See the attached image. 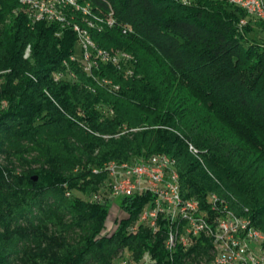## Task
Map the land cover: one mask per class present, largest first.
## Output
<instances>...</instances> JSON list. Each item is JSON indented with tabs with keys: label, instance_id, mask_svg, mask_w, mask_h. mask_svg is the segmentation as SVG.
Returning a JSON list of instances; mask_svg holds the SVG:
<instances>
[{
	"label": "trees",
	"instance_id": "1",
	"mask_svg": "<svg viewBox=\"0 0 264 264\" xmlns=\"http://www.w3.org/2000/svg\"><path fill=\"white\" fill-rule=\"evenodd\" d=\"M77 1L113 13L116 25L89 33L135 59L132 74L101 63L90 75L70 59L73 23L87 28L74 10L62 28L0 0V264H121L125 253L207 264L201 250L170 258L162 227L129 230L144 195L120 198L124 216L105 231L109 202L91 199L104 173L92 169L155 153L173 161L183 197L215 194L264 233V45L244 36L249 21L238 29L246 13L227 0Z\"/></svg>",
	"mask_w": 264,
	"mask_h": 264
},
{
	"label": "built area",
	"instance_id": "2",
	"mask_svg": "<svg viewBox=\"0 0 264 264\" xmlns=\"http://www.w3.org/2000/svg\"><path fill=\"white\" fill-rule=\"evenodd\" d=\"M53 5V13L43 11L37 14H63V11L70 9H58L55 0H38ZM244 1L248 9L261 10L264 15V0H239ZM35 2H30L34 6ZM97 9L96 7H94ZM101 11V10H100ZM104 12V11H103ZM105 13V12H104ZM106 20L116 25L113 13H105ZM245 24L238 23L241 31ZM122 30L127 31L124 27ZM76 34V33H75ZM79 51L72 54L75 60H80L81 66L86 71L93 73L101 63L114 64V57H122V62L128 66V72L132 74L135 59H127L124 50L119 53L98 52L93 45H89L84 37H77ZM106 86L108 83H101ZM112 114V111H108ZM192 147L191 145H189ZM159 156L139 160V167H122L121 170H113V167L94 168L92 172L104 173V178L99 189L92 194L94 201H110L115 197H130L136 195L146 196V201L139 212L136 222L129 230L135 231L138 225H143L153 233H158L161 227L164 229V242L166 251L170 258L180 252L181 260H188L195 256V251H207L210 247L219 249V258L214 259L215 264H264V253H253L246 244L242 243L243 232H246V225L236 222V228H228V221L208 222L206 211H215L222 208L212 197H207L201 204L189 203L184 208V216H174L176 208V188L173 175L165 174L164 168H158ZM141 162H149L150 170H142ZM256 232V230H253ZM211 259V254H210ZM128 264H135L128 253Z\"/></svg>",
	"mask_w": 264,
	"mask_h": 264
},
{
	"label": "bare ground",
	"instance_id": "3",
	"mask_svg": "<svg viewBox=\"0 0 264 264\" xmlns=\"http://www.w3.org/2000/svg\"><path fill=\"white\" fill-rule=\"evenodd\" d=\"M19 3L27 6L29 8L28 11H30L31 21L34 23L36 21L40 20H47V21H54L58 22L60 24V27L63 28V26L67 23L65 18V13L67 11H63V14H37V12H45V13H53V5L46 4V2L38 1V0H18ZM56 1V7L58 9H72L76 13L79 14L80 21L87 27L83 28L77 23H73L72 27L77 32V37H84V40L89 44L93 45L98 52L108 53L106 50L98 47L92 40L89 29H93L96 31H101L107 24L109 27H111L113 24L110 23V21H105L97 16H94L92 14V8L89 3H80L77 0H55ZM230 4H233L237 7H239L241 10H243L247 16L256 18L262 22H264V15L261 14V10H255V9H248V6L244 1L239 0H227ZM30 2H35L34 6H30ZM73 17L72 15H70ZM245 19H240L239 24H245ZM89 28V29H88ZM123 32H125L123 30ZM30 48L27 46L24 51V57H27L29 55ZM124 56L127 59H132L129 55L124 53ZM70 59L73 60L71 57ZM114 64L116 70L119 72H123L124 74L130 75L131 73L128 72V66H125L122 62V57H114ZM64 65H66L64 63ZM83 70L85 68L83 67ZM88 72V71H86ZM67 77L71 79V77H74V74L71 72H67ZM63 77L62 72H56L54 73L55 80L60 79ZM103 83H110V81L103 79ZM192 149V147H190ZM154 155L159 156L158 160V168H164L165 174L173 175L174 177L178 178V172L174 167L173 161L165 154L162 153H155L147 158H154ZM122 167H139V161L134 162H128L124 161L121 163H118L116 161H109L107 162L104 167H113V170H121ZM141 169L142 170H150V163L149 162H141ZM175 188H176V199L178 203H176V208L174 209V216H184V208L189 205L191 202L192 204H201V202L195 198H185L181 195L179 191V185H178V179L175 180ZM208 197H212L214 200L217 201V203L221 204L222 208H219V210L215 211H206V219H208V222H217V221H224V220H231L228 221V228H236V222H242L246 225V232H243L242 235V243L246 244V246L252 250L253 253H264V233L261 232L258 229H255L249 222V220L245 217L237 216L232 214L229 209L227 208L226 204L218 198L215 194H210ZM253 230H256V232H253ZM166 248V244H164ZM210 254L211 259H209V262L207 264H215L214 259L219 258V249L217 247H210ZM121 264H128V261L125 260Z\"/></svg>",
	"mask_w": 264,
	"mask_h": 264
},
{
	"label": "rangeland",
	"instance_id": "4",
	"mask_svg": "<svg viewBox=\"0 0 264 264\" xmlns=\"http://www.w3.org/2000/svg\"><path fill=\"white\" fill-rule=\"evenodd\" d=\"M244 19L246 21V24H248L249 21V26L251 28L248 33L244 31L245 32L244 36H249L251 39L255 40V42L264 45V25L261 24L263 22L249 16L244 17ZM246 24L243 26L242 30H245ZM119 202H120L119 197H115L114 199L111 198L109 201V213H108L106 229H105V231L107 232H111L115 228L116 219H119L120 217L124 216V212L121 209ZM127 256L128 254L125 253L123 257L126 258Z\"/></svg>",
	"mask_w": 264,
	"mask_h": 264
},
{
	"label": "water",
	"instance_id": "5",
	"mask_svg": "<svg viewBox=\"0 0 264 264\" xmlns=\"http://www.w3.org/2000/svg\"><path fill=\"white\" fill-rule=\"evenodd\" d=\"M36 178H34V180H35Z\"/></svg>",
	"mask_w": 264,
	"mask_h": 264
}]
</instances>
